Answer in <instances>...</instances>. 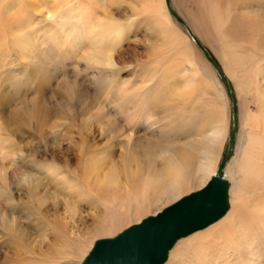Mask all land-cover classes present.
<instances>
[{"label": "rangeland", "instance_id": "obj_1", "mask_svg": "<svg viewBox=\"0 0 264 264\" xmlns=\"http://www.w3.org/2000/svg\"><path fill=\"white\" fill-rule=\"evenodd\" d=\"M40 1L45 0H0V5L11 3L12 7L6 11L7 15L19 16L26 13L27 23L23 56L14 49L13 35L0 38V135L3 132L11 134L16 162L7 171L12 199L10 203L0 199V216L14 218V233H20L19 236L23 239L17 240V234H9L6 225L0 221V264H30L45 260H48V264H78L80 257L75 254L72 255L73 258L59 261L49 258L53 256L50 252L57 249L55 246H59L61 240L53 223L60 225L64 236L62 239L78 243L80 250L85 252L93 241L106 236L111 238L130 225L152 216L154 211L171 205L172 202L168 205L159 202L157 209L155 206H148L139 212L137 217L131 214L124 216L125 208L115 210L113 212L116 215L112 217L117 227L109 232L100 229L101 222L110 216H105L103 205L96 200L84 197L80 199L69 194L67 198L66 194L64 196L63 193H58L56 202L47 198L42 207L36 209L37 205L28 196L27 189L18 184L20 182L16 179L21 173L34 174L44 178L46 184L54 186L53 180L59 181L61 173L65 174V160L67 159L68 163L76 160L69 138L74 137L76 140L74 124L80 123L84 115H92L90 132L98 142L107 138L103 131L107 123L118 127V131L123 130L122 134L113 140L115 154L126 143L125 135L130 133L128 148L134 149L143 159V148L148 139L159 149L156 150L157 155H151L159 163L158 165L155 162L158 167L163 156L167 158L177 154L184 150L187 143L200 141V149L193 157L194 167H197L205 157L203 147L210 143L211 138L208 131H205V115L211 110L218 111L224 115L226 133L217 138L216 143H212L217 156L215 165L220 164L226 148H230L232 153L227 161L234 155L236 157L232 176H236V181H243L244 188L249 189V183L241 174V168L249 154L247 133H256L257 125L245 124L244 113L249 111L256 114L264 107V103L257 98L253 89L248 95L244 94L243 88L238 90L233 83L234 76L227 74L215 34L205 25L203 5H199L197 0H168V4L163 0L167 8L166 13L172 22L171 27L187 38L189 47L192 45V59L203 60V55L192 42L188 29H191L194 36L212 55L230 84L236 110L231 147L229 135L234 118L231 112L233 101L227 95L221 77L210 66V76L191 71L178 47L168 42L160 26L152 22L146 12H142L141 5L136 3V0H121L120 4L112 9L121 20H127L128 23L131 20V25L127 39L121 41L116 48L113 72L106 73L87 67L73 54L74 47L70 41L73 42L75 33L72 29L80 16L72 17L73 20L69 17L64 20V17L69 16L64 14L61 21L57 18L61 14L59 12L49 17ZM35 3L38 6L33 9ZM74 3L77 2H72V5ZM224 5L227 6L232 19L227 27V37L234 42L235 56H240L243 62L240 69L243 74L244 55H249L250 52L255 55L256 60L264 59V0H227ZM132 6L136 9L134 15L131 14ZM29 7L33 10L27 13ZM66 11L73 15L72 9ZM241 34L243 36L240 38ZM225 63H230L229 58ZM231 69L229 71L234 72L235 76L237 73L240 75V71ZM183 81L189 85L187 96L180 92V95H176L175 91L169 90L174 85L183 88ZM108 87L112 88L113 92L106 95ZM152 92H155L156 98L152 96ZM122 95L126 101L123 105H118ZM139 101L148 103L151 108L141 110L133 128L128 130L126 118ZM176 119L184 126L179 133H171ZM214 125L215 123L210 127L213 128ZM201 187L202 184L199 183L181 196ZM66 192L71 193V190L67 189ZM242 194L239 190L233 202ZM242 196L245 200L249 198L248 194ZM253 196L255 195H250L248 200H253ZM244 199L241 202H244ZM71 202L73 206L69 205ZM67 248L64 246V251Z\"/></svg>", "mask_w": 264, "mask_h": 264}, {"label": "bare ground", "instance_id": "obj_2", "mask_svg": "<svg viewBox=\"0 0 264 264\" xmlns=\"http://www.w3.org/2000/svg\"><path fill=\"white\" fill-rule=\"evenodd\" d=\"M197 1L199 5H203L204 7L203 13L206 16L205 25L211 29L209 31L215 34L217 46L224 60V68L227 74L231 77L232 75L234 76L235 81L233 83L238 90L243 88L244 94L248 95L252 93L251 89H253L252 91L257 94V98L264 103V59L256 60L255 55L250 52L248 53L249 55H244V75L242 74L240 69L243 62H241L240 56L239 58L235 56L236 54L233 51L234 42L227 37V27L232 22L228 8L224 5L227 0ZM254 1L260 2L263 0ZM72 2L79 4L74 3L72 5ZM120 2L121 0H45L40 1V5L47 10L49 17L60 12L61 14L57 18L61 21L64 14H69V16L64 17V20L67 17L73 20L74 17L80 16L75 22V27L72 29L75 33L73 42L70 41V44H73L74 47L73 54L79 60H82L87 67L106 73L107 71L113 72L116 48L121 41L127 39L129 26L131 25V20H129L130 23L126 19L127 22L123 19L121 20L112 11ZM135 2L141 5L142 12H146L152 22L160 26L168 42L173 44L174 47H178L180 55L185 59L187 67L192 69L191 71L199 74H212L211 69L213 68L219 75V70L198 46L197 41L199 40L194 36L191 29H188L189 34L191 33L192 42L199 49L200 54L203 55V60L197 58L194 61L192 59L190 51L192 45L189 43V47L187 38L183 37L178 31H175L174 27H171L172 22L166 13L167 8L163 0H136ZM68 5L72 7L69 8L67 7ZM37 6L35 3L33 9H36ZM11 7V3L0 5V38L8 37L9 34L13 35L12 44L14 49L18 51L19 55L23 56L25 54V38L27 37L25 34L27 30V23L25 22L26 13L19 16L7 15L6 11H9ZM28 9L27 13L31 10L30 7ZM68 9H72V16L66 11ZM135 13L136 9L132 6L131 14L134 15ZM4 22L5 25H3ZM186 27L189 28L187 25ZM242 36L243 34L239 35L240 38ZM228 58L230 63H225ZM200 62L204 64L202 65ZM231 68L240 71V75L236 72L237 75L235 76L234 72L229 71ZM222 81L224 83V80ZM183 85V88L174 85L169 90L175 91L176 95H180L181 93L183 96H187L189 85L185 81H183ZM224 87H226L225 84ZM109 92H113L110 87L106 89L105 94L108 95ZM154 93L152 92L151 94L156 98L157 96ZM227 95L232 99L228 92ZM124 101L126 99L122 95L117 104L123 105ZM137 103L136 106L132 107V111L128 113L130 115L126 118L128 130L133 128L134 122L139 117L141 110L151 108L146 102L139 101ZM124 109L122 110L124 111ZM91 116L84 115L80 123L74 124L77 138L74 140L75 138L73 137L72 139L69 135V142L76 154V160L73 163H68L67 159L65 160L63 163L65 174L60 172V180H53L52 184L54 186L46 184L44 178H39V176L34 174L21 173V176L16 179L20 182H17L18 184L27 189L28 196L37 205L36 209L50 198L52 199L51 201L56 202L55 199L58 193H63L62 195L66 194V196L69 194L79 198L84 197V199L96 200L103 205L105 216H110L101 222L100 229L109 232L117 227V223L112 217L116 215L113 211L125 208L124 216L131 214L137 217L138 213L148 206H155V209H157L156 205L159 202L167 203V205L170 202L174 203L183 197L181 195L184 192L197 186V184L201 183V188H203L218 171V166L215 165L217 156L214 144L212 143L226 133L224 115L218 111L211 110L210 113L205 115V122L207 124L205 131H208L211 138L209 140L210 143L203 147L205 148V157L197 167H194L193 157L196 151L200 149L202 144L200 141L187 143L184 150L179 151L177 154L167 158L163 156L161 161L159 159L160 166L158 167L159 163L151 155H155L156 150L159 149L146 139V145L143 148V159L140 158L134 149L128 148L131 137L130 133L126 134L127 136L125 135L126 143L115 154L113 140L115 137L120 136L123 130L120 129L118 131V127L112 126L110 123H107L103 127V131L107 135L106 140L103 142L96 141L90 132L92 128L91 124H89L92 122ZM150 117L151 115H149ZM244 121L245 124L254 123L257 125L256 133L249 135L247 133L246 141L250 144L249 154L245 158V161H243L241 168V174L248 181L249 189L247 187L244 188L243 181H236V176H232L233 165L236 163L234 155L229 159V162L227 161L221 172L227 182V210L221 217L206 226L178 237L173 242V245L167 248V256L162 264L264 263V107H261L256 114H251L249 111L245 112ZM180 122L178 119L175 120L170 131L171 133H179L181 131L184 124ZM213 123L215 125L211 128L210 126ZM230 128L233 130L232 124ZM14 151L15 145L12 143L11 134L3 132L0 135V158L3 161L0 162V199L5 200L6 203H10L12 199L9 186L10 178L7 171L15 162ZM155 162L158 164L157 166ZM25 176H27V180L26 182H22V177ZM43 189L46 190L41 192ZM67 189L71 190V193H67ZM239 190L242 191L244 196L248 194L249 198L250 195H255L253 196V200H248L249 198L245 200L242 198V194L233 202ZM242 199L245 201L241 202ZM69 205L73 206L72 202ZM69 205L68 209L70 208ZM159 211L161 210L154 211L152 215H155ZM70 212L72 213L73 211L71 210ZM0 221L4 226L6 225L5 228L9 234L12 233L13 236L17 234L16 232L14 233V228H16L14 218L1 215ZM53 225L59 231L58 235H60L61 240L59 242L60 245L55 246L57 249L50 252L53 256L49 258L59 261V259L65 260L71 258L75 254L80 257L78 264L82 263L91 252L97 240L95 239L96 241H93L85 252L81 251L78 243H71L66 239H62L64 236L59 224L57 225L55 222ZM19 235L20 233L16 235L17 240H21L22 238ZM114 236L112 235V237ZM107 237L110 238V236ZM64 246L68 247L65 251ZM247 260L249 263H247ZM30 264H48V260L44 262H30Z\"/></svg>", "mask_w": 264, "mask_h": 264}, {"label": "water", "instance_id": "obj_3", "mask_svg": "<svg viewBox=\"0 0 264 264\" xmlns=\"http://www.w3.org/2000/svg\"><path fill=\"white\" fill-rule=\"evenodd\" d=\"M166 3L168 4V0ZM197 44L219 70L233 101V130L230 128L229 135L231 147L236 125L234 96L218 63L200 41H197ZM230 154L231 149L226 148L217 173L203 188L181 197L155 215L130 225L114 237L97 240L80 264H162L167 256V248L171 247L178 237L206 226L227 210V182L221 172Z\"/></svg>", "mask_w": 264, "mask_h": 264}, {"label": "clouds", "instance_id": "obj_4", "mask_svg": "<svg viewBox=\"0 0 264 264\" xmlns=\"http://www.w3.org/2000/svg\"><path fill=\"white\" fill-rule=\"evenodd\" d=\"M0 162H3V161H2V158H0ZM6 175H7V174H6ZM26 180H27V176L22 177V182H26Z\"/></svg>", "mask_w": 264, "mask_h": 264}]
</instances>
